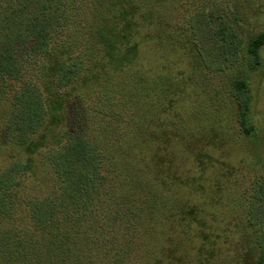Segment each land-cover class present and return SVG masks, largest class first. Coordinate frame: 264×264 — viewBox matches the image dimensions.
Here are the masks:
<instances>
[{
  "label": "trees",
  "instance_id": "1",
  "mask_svg": "<svg viewBox=\"0 0 264 264\" xmlns=\"http://www.w3.org/2000/svg\"><path fill=\"white\" fill-rule=\"evenodd\" d=\"M184 1L193 11L178 23L165 0H0V264H245L250 250L264 264L263 217L247 208L250 247L231 242L214 199L222 160L201 122L204 80L219 87L198 39L223 6ZM223 20V46H241ZM263 48L258 32L253 69ZM245 73L225 103L251 138Z\"/></svg>",
  "mask_w": 264,
  "mask_h": 264
},
{
  "label": "rangeland",
  "instance_id": "2",
  "mask_svg": "<svg viewBox=\"0 0 264 264\" xmlns=\"http://www.w3.org/2000/svg\"><path fill=\"white\" fill-rule=\"evenodd\" d=\"M179 1L184 3L183 7L186 10L183 7H178ZM217 1L223 6L221 15L216 14L213 17L209 26L204 30L205 35L203 37L201 35L198 39L203 64L210 74L218 78L212 79V82L219 87H215L219 91H214L209 82L204 80L203 86L209 92L202 98L201 104L202 107L208 102L210 104L208 109L205 108L208 112L201 122L204 124V118L210 119V128L213 130V137H211L214 141L213 148L210 149L211 154L215 156L216 160H222L218 164L222 167L223 175L214 198L218 211L221 213V217L225 215L228 218L230 224L228 227L226 226V230L232 233L231 242L236 243L239 240L235 247L248 248L251 242L250 244L246 242L248 238L242 239L244 232L247 230L248 233L251 232L248 229L246 209L249 208L253 212L256 225L261 224V217L264 218V201L260 198L257 190L259 179L264 176V48L262 50V66L253 69L251 58L246 54V46L255 34L264 32V0ZM165 2L170 18L178 23L181 22L182 17L186 19L192 14L193 7L187 5L184 0H165ZM208 8L210 9V7ZM26 18L25 15H22L18 18V22L15 20L18 23L17 29L24 37L34 33L32 26L30 32L27 29ZM222 20L229 26L228 33L231 31L237 33L238 39L242 43L241 46L236 41H233L232 44L231 38L228 39L226 46H223V42L219 40V28ZM8 22L5 20L3 25H0V34L9 31L6 29L9 25ZM235 64L238 65L235 66ZM218 70H221V73L214 74ZM241 72H246L245 75L252 89V114L256 132L255 136L251 138L238 135L232 110L227 109L225 103L231 98L230 80ZM217 112H222L219 114L221 115L219 119L216 116ZM201 203L203 204V202ZM228 249L230 247L224 245L225 252ZM248 254L249 257L245 264H252L255 255L252 250Z\"/></svg>",
  "mask_w": 264,
  "mask_h": 264
}]
</instances>
